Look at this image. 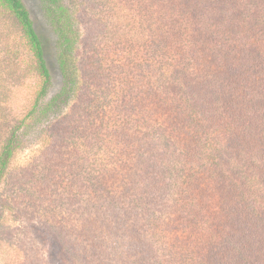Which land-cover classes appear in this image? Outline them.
Here are the masks:
<instances>
[{
    "label": "trees",
    "instance_id": "trees-1",
    "mask_svg": "<svg viewBox=\"0 0 264 264\" xmlns=\"http://www.w3.org/2000/svg\"><path fill=\"white\" fill-rule=\"evenodd\" d=\"M37 1L63 84L0 0V229L55 264H264V0Z\"/></svg>",
    "mask_w": 264,
    "mask_h": 264
},
{
    "label": "rangeland",
    "instance_id": "rangeland-1",
    "mask_svg": "<svg viewBox=\"0 0 264 264\" xmlns=\"http://www.w3.org/2000/svg\"><path fill=\"white\" fill-rule=\"evenodd\" d=\"M23 1L44 43L45 57L53 80L50 96H53L63 84L55 57V38L44 21L38 1ZM38 145L37 138L24 141L17 162L25 163ZM4 221L0 229V264H55L50 254L51 241L48 234L13 211H7Z\"/></svg>",
    "mask_w": 264,
    "mask_h": 264
}]
</instances>
